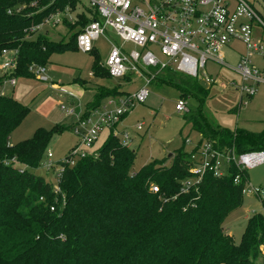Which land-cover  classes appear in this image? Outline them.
<instances>
[{"label":"trees","instance_id":"16d2710c","mask_svg":"<svg viewBox=\"0 0 264 264\" xmlns=\"http://www.w3.org/2000/svg\"><path fill=\"white\" fill-rule=\"evenodd\" d=\"M78 4L0 0V51L18 49L15 70L8 77H34L28 69L32 63L46 65L54 53L77 51L76 35L91 20L85 6L73 24L63 20L67 37L53 40L46 31L35 34L28 29L56 9L68 5L74 10ZM91 72L111 77L95 59ZM5 78L0 75V264H257V257L264 264L262 213L247 218L237 244L223 230L225 218L242 204L245 169L230 165L222 177L206 174L183 193L181 182L190 176L189 152L183 147L131 172L135 151L110 133L96 157L65 167L55 191L54 184L29 168L39 165L51 137L66 127H38L31 137L10 144L9 134L29 108L1 91ZM155 82L175 87L180 97H195L200 105L209 95V87L198 79L170 68L155 76ZM117 88L100 86L87 110L98 107L104 96L124 93ZM189 120L192 130L218 149L232 148L236 154L264 151V130L231 131L213 125L200 107ZM14 162L25 167L19 169ZM236 175L239 181L234 183Z\"/></svg>","mask_w":264,"mask_h":264},{"label":"built area","instance_id":"2783aa9c","mask_svg":"<svg viewBox=\"0 0 264 264\" xmlns=\"http://www.w3.org/2000/svg\"><path fill=\"white\" fill-rule=\"evenodd\" d=\"M74 10L68 5L56 9L43 19L32 25L28 31L37 33L45 25L51 28L64 25L63 20L73 24L76 12L85 6L91 10L90 21L76 35V48L80 52L95 51L94 41L100 36L107 39V28H110L121 41V44L110 43V49L104 62L108 74L121 78L127 74L142 78V86L132 95H123L116 100V107L111 109L104 105L92 111L90 115L75 116L72 132L77 137L74 146L57 164L49 161L52 156L46 153V168H54V189L65 167L73 166L79 159L87 156L96 157L98 149L93 146L99 132L103 128L111 131L121 146L129 147L132 142L130 132H117L114 128L120 118L127 113V108L135 103H142L148 95L146 86L151 84L163 70L170 68L186 77L195 78L207 85L215 83V79L207 75L205 65L209 61L226 66L222 59V49L232 40H239L245 46V53L239 58L232 70L239 81H232L241 96L251 98L257 91L258 84H264V70L258 69L251 62L253 54L264 57V46L261 40L254 41L253 25L264 22L247 0H79ZM35 4V3H32ZM17 10H20L19 8ZM10 12V11H8ZM130 43L140 51H126L122 44ZM159 47L166 56L160 61L149 47ZM17 48H3L0 51V75H5L3 83L14 85V77H8L16 67ZM29 71L42 81L47 80L44 65L31 64ZM55 88H59L55 86ZM61 95L65 92L61 89ZM60 95V94H59ZM60 95V96H61ZM64 115H75V107L71 104H60ZM178 112L188 111L185 101L179 98L174 106ZM142 124L136 125L141 130ZM189 152L190 176L181 182V192L186 193L195 186L206 174L222 177L227 174L228 167L234 165L238 169H247L264 161V151H250L236 154L231 149H218L210 141L193 145ZM239 181L236 175L233 182ZM242 194L252 193L264 199V187L245 188ZM156 192V186H151ZM51 209H53L51 207Z\"/></svg>","mask_w":264,"mask_h":264},{"label":"rangeland","instance_id":"374dc122","mask_svg":"<svg viewBox=\"0 0 264 264\" xmlns=\"http://www.w3.org/2000/svg\"><path fill=\"white\" fill-rule=\"evenodd\" d=\"M247 1L260 13L261 19L264 21V0ZM85 3V0H82V4ZM40 32H45L48 38L56 40L65 32V28L63 25H57L53 28L45 25ZM253 37L254 41L262 39L264 42V28L259 26L254 29ZM107 39L112 44H121L118 36L110 28H107ZM108 40L101 36L95 40V53L67 50L52 54L45 65L46 81H42L36 76H18L14 77V85L9 83L2 85V92H8L9 95L29 108L26 116L9 134L8 142L10 144L31 137L38 127L49 129L55 124L66 127L61 133L51 137L39 165L29 168L34 174L42 176L52 184L55 182V170L45 167L48 160L46 153L50 152L52 156L49 161L57 164L77 140L76 135L70 129L73 122L72 117L64 115L60 111L59 105L70 104V101H73L75 107L77 103L79 104L82 114L87 104L93 99L89 89H83L81 94L67 93L68 99L62 98L59 96V90L54 89L52 84H58L66 89L71 86L74 87L76 83L81 85L82 81L86 83V86L95 83L98 87L101 86L106 89H113L120 85V88L117 89L127 92L129 95L135 93L142 86L141 80L137 78L121 80L114 77H100L98 75L90 77L88 75L91 73L94 59L98 65H104L110 49ZM122 45L126 51H140V48L133 44L124 43ZM148 49L155 54L158 60L166 61L167 58L161 53L159 47L153 46ZM243 51L245 52L244 44L234 40L229 48H224V60L228 62L230 67H234L237 63L238 54ZM251 61L255 67L264 68V59L254 55ZM222 67L211 61L206 63L205 71L207 75L215 79V83L209 87V95L201 105L195 97H180L179 91L175 87L159 82L146 86L148 95L144 102L135 103L126 109L127 113L120 118L114 129L116 131L126 130L132 136L129 148L134 150L135 154L131 172L136 171L150 160H161L169 154L172 155L180 147H183L186 152H191L194 148L193 145L197 142L202 144L201 135L192 130L189 120L192 112L194 113L199 107L211 123L228 130L245 129L250 132L264 130V84L257 85V91L251 98L241 96L236 87L231 85L232 79L238 81L237 76L232 71ZM202 85L206 87V85ZM74 88L76 89V87ZM120 96H104L100 99V104L113 101L114 104L109 106L113 109L117 106L116 100ZM179 98L185 101L189 112L175 110L174 105ZM91 117L94 118V115ZM139 122L142 123V128L136 133L134 128ZM108 133L109 129L107 128H103L99 132L93 146L94 149L100 147ZM168 164L169 160L165 162V165ZM14 166L19 169L25 167L19 162H14ZM246 173V189L248 187L258 189L264 187V161L254 167L247 168ZM242 196L241 206L231 212L223 222V230L232 235L236 244L240 241L247 218L254 213L264 215V202L261 196L252 193H245ZM261 248L264 251V247ZM260 260V257H257L255 261L260 264Z\"/></svg>","mask_w":264,"mask_h":264},{"label":"crops","instance_id":"0c3cea01","mask_svg":"<svg viewBox=\"0 0 264 264\" xmlns=\"http://www.w3.org/2000/svg\"><path fill=\"white\" fill-rule=\"evenodd\" d=\"M251 4V3H250ZM251 6L254 8V6L251 4ZM255 9V8H254ZM255 11L257 12V14L260 16V13L255 9ZM261 17V16H260ZM264 22V21H263ZM64 26V25H63ZM259 26H261L260 24H254L253 25V31H254V29H257V27H259ZM262 27V26H261ZM64 28H65V32L62 34V35H65V37H67L68 36V34H66L67 33V29H66V27L64 26ZM46 32H47V30H45ZM61 35V36H62ZM60 36V37H61ZM259 36H261V33H259ZM261 41H262V39H260ZM232 41H234V40H232ZM231 41V42H232ZM239 41V40H238ZM231 42H229L224 48H229L230 47V44H231ZM262 43H263V46H264V42L262 41ZM224 48L222 49V52H221V56H222V59L224 60V52H223V50H224ZM94 49H95V47H94ZM244 50H245V46H244ZM78 51V50H77ZM93 52H96V51H93ZM243 53H245L244 51L243 52H241V53H239L238 54V59H237V63H238V61H239V58L243 55ZM254 55H256V56H258V57H260L261 59H264V57L263 56H261V55H259V54H253L252 56H251V58L254 56ZM224 62L226 63V66H223L222 68H226V69H228V70H230V71H232L236 76H237V74L232 70V68L233 67H230L229 66V64H228V62L227 61H225L224 60ZM252 62V61H251ZM236 63V64H237ZM33 64V63H32ZM35 64V63H34ZM45 66V65H44ZM100 67H102L103 69H105V67H104V65H99ZM222 66V65H221ZM236 66V65H235ZM234 66V67H235ZM29 69V68H28ZM259 69V68H258ZM106 70V69H105ZM261 70H264V68H262ZM178 73V72H177ZM90 77H92V76H94L93 74H92V72L91 73H89L88 74ZM181 75V74H180ZM182 76H184V75H182ZM184 77H186V76H184ZM132 78H137V79H140L141 80V83L143 84V81H142V78L141 77H139V76H137V75H133V74H127V75H125L124 77H121V78H118V79H121V80H131ZM188 78H190V77H188ZM237 78H238V76H237ZM237 80V79H236ZM201 84H204V85H206V87H210L211 85H207L205 82H203V81H201V80H198ZM232 81H235L234 79H232ZM231 81V82H232ZM238 81H239V78H238ZM238 81H236V82H238ZM8 83V82H7ZM152 83H159V82H155V80L154 81H152L151 82V84ZM10 84V83H9ZM155 84V85H156ZM164 85V84H163ZM55 86H58L59 88H55ZM120 86V85H119ZM119 86H117L118 88H120ZM170 86V85H169ZM52 87L54 88V89H58L59 90V94L61 95V89H63L65 92H63L62 93V95H61V97L62 98H66V99H68L67 98V93H74V94H81L82 92V90L83 89H89L91 92H92V95H93V97H94V94H95V92H96V90L97 89H99V87L95 84V83H90V85L89 86H86V83L84 82V81H82L81 82V85L80 84H75V86L74 87H76V89L73 87V86H71V87H68V89H66V88H62V87H60L58 84H52ZM173 87V86H172ZM156 89H158V86H156ZM2 90V89H1ZM137 91V90H136ZM81 92V93H80ZM123 92V91H122ZM4 93V92H3ZM127 92H124V93H122V94H124V95H128V93L126 94ZM5 94H8L9 95V93L8 92H5ZM59 95V96H60ZM117 95H121V94H117ZM117 95H115V96H117ZM12 96V95H11ZM112 97H114L113 95H111ZM177 101V100H176ZM176 103V102H175ZM67 104H69V103H67ZM70 104L71 105H73L74 107H75V103L73 102V101H70ZM112 104H114V102L113 101H108L106 104H103V105H101L100 103H99V106L98 107H96L95 109H97V108H100V107H102V106H104V105H108V106H111ZM88 105V104H87ZM175 106V105H174ZM80 106H79V104L77 103V105H76V107H75V115H67V116H70V117H72V119H73V122L71 123V125H70V129L72 128V126L74 125V123H75V120H76V117L75 116H80V117H83V116H85V115H90V117H91V115H93L92 114V111L93 110H95V109H93V110H87V106H86V109H85V111L81 114V111H80ZM61 111V110H60ZM88 111V112H87ZM187 112H189V109H188V111ZM193 113V112H192ZM205 117V116H204ZM206 118V117H205ZM207 119V118H206ZM208 120V119H207ZM209 121V120H208ZM210 122V121H209ZM139 123H141V122H139ZM138 123V124H139ZM142 124V123H141ZM213 124V123H212ZM213 125H217V124H213ZM72 130V129H71ZM121 131H123V130H120V131H117V132H121ZM134 131L137 133V131H139V130H136V126H135V128H134ZM111 133V131L109 130V133H108V135ZM199 135H201V137H202V139L201 140H205L204 138H203V136H202V134H200L199 132H197ZM112 134V133H111ZM107 135V136H108ZM106 136V137H107ZM106 137H105V139H106ZM104 139V140H105ZM103 140V141H104ZM77 141V140H76ZM196 144H199V142H197ZM195 144V145H196ZM190 152V151H189ZM168 157V156H167ZM149 162V161H148Z\"/></svg>","mask_w":264,"mask_h":264},{"label":"water","instance_id":"95a60500","mask_svg":"<svg viewBox=\"0 0 264 264\" xmlns=\"http://www.w3.org/2000/svg\"><path fill=\"white\" fill-rule=\"evenodd\" d=\"M171 154L168 155V157H170Z\"/></svg>","mask_w":264,"mask_h":264}]
</instances>
